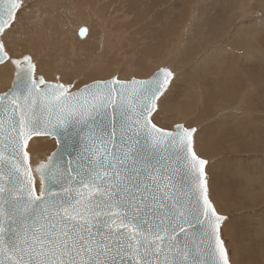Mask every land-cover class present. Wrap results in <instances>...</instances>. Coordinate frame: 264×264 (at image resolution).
Returning a JSON list of instances; mask_svg holds the SVG:
<instances>
[{"label":"snow or ice","instance_id":"6c2138e0","mask_svg":"<svg viewBox=\"0 0 264 264\" xmlns=\"http://www.w3.org/2000/svg\"><path fill=\"white\" fill-rule=\"evenodd\" d=\"M27 7L0 0V264H230L198 129L156 122L174 73L83 86L7 43ZM86 32L81 29V34ZM57 148L33 163V146Z\"/></svg>","mask_w":264,"mask_h":264},{"label":"rangeland","instance_id":"374dc122","mask_svg":"<svg viewBox=\"0 0 264 264\" xmlns=\"http://www.w3.org/2000/svg\"><path fill=\"white\" fill-rule=\"evenodd\" d=\"M35 1L27 0L26 5L30 17L43 15H37L44 37L34 41L36 50L31 41L38 29L19 30L34 16L19 22L8 40L16 41L15 33L23 36L17 47L9 46L11 53H29L46 80L55 81L59 61L74 56L77 63L64 75L60 70L59 81L81 86L111 78L110 67H120L114 76L122 80L146 78L144 65L149 73L164 65L170 68L173 82L161 98L156 122L198 129L197 152L209 161L210 199L227 216L222 234L229 258L235 264H264V0ZM77 24L100 30L102 43L79 44L76 37L84 42L86 32L83 37L72 33L69 40L51 38L69 33ZM59 42L64 55L56 54L49 64L52 50L63 47ZM101 64L109 69L89 71ZM7 78L0 75V92L8 89ZM39 145L51 152L56 142Z\"/></svg>","mask_w":264,"mask_h":264},{"label":"bare ground","instance_id":"6f19581e","mask_svg":"<svg viewBox=\"0 0 264 264\" xmlns=\"http://www.w3.org/2000/svg\"><path fill=\"white\" fill-rule=\"evenodd\" d=\"M28 1H30V0H28ZM38 3H40L38 0H36ZM35 1V2H36ZM40 1H42V0H40ZM24 2H25V4L27 3V0H24ZM43 3H45V2H43ZM31 4H33V3H31ZM36 4V3H35ZM42 4V3H41ZM28 5V4H27ZM38 5V4H37ZM40 5V4H39ZM44 5V4H43ZM46 5V4H45ZM44 5V6H45ZM34 4H33V8H32V10L34 11ZM29 7V6H28ZM27 7V9H29ZM38 7V6H37ZM39 7H41V6H39ZM46 7V6H45ZM26 8V7H25ZM23 9V11H22V13H25L27 16L25 17L23 14H19L20 15V22H24V20L25 19H27L28 17H30L29 15H28V13L31 11L30 9H29V11H25V10H27V9ZM31 8V7H30ZM42 8V7H41ZM44 8V7H43ZM36 10H40V9H37L36 8ZM32 11V12H33ZM43 11H45V10H43ZM42 11V12H43ZM36 11H34V13H35ZM39 12V11H38ZM37 13V12H36ZM41 13V12H40ZM39 13V14H40ZM45 13V12H44ZM30 14V13H29ZM32 14V13H31ZM39 14L37 13L36 15H34V14H32V16L31 17H35L34 19H36L37 18V21H35L33 18H32V20L33 21H31L28 25L25 23L22 27H21V29H19L20 31H21V33H25L26 31H33V29H35V28H37L38 27V25L39 24H41V21H38L39 19H38V16H39ZM38 15V16H37ZM40 15H42V14H40ZM43 16V15H42ZM31 17H30V20H31ZM43 19V18H42ZM41 19V20H42ZM44 20V19H43ZM28 20H26V22H27ZM29 22V21H28ZM30 27H33V28H30ZM81 26H80V24H77V25H75V26H73V30H71V32H70V30H69V33H66V32H64V33H62V35L61 34H54L51 38L53 39V41H56V39L57 38H66V37H68V40H69V36H73V34L72 33H75L76 35H77V30L80 28ZM16 29V28H15ZM14 29V30H15ZM38 29V28H37ZM16 31V30H15ZM14 32V31H13ZM12 32V33H13ZM35 32V31H34ZM20 34H16L15 33V37H17L18 39L16 40V41H14V42H12V41H10V40H8L7 42H9V46L12 48V47H17V45H18V43H19V38H22L23 36H19ZM44 37V35H43V33H42V29L41 28H39L36 32H35V36L34 37H32V43H34V41L37 39V38H39V37ZM50 37V36H49ZM49 37H48V40H50L49 39ZM72 38V37H71ZM71 38H70V41H73V40H71ZM77 38V42L79 43V44H86L88 41H95L97 44L98 43H102V35H101V32H100V30H97V31H88V30H86V36L84 37V42H80L79 41V38L78 37H76ZM40 39V38H39ZM45 39H47V38H45ZM61 39V40H62ZM247 39V37L245 36V35H243L242 37H241V40L242 41H244V40H246ZM41 40H43L42 38H41ZM51 41V40H50ZM65 41H67V40H65ZM31 42L29 43V44H31ZM51 43V42H50ZM57 43V42H56ZM60 43V42H59ZM62 43H65L64 41L62 42ZM62 43H60V44H62ZM44 44H45V42L43 43V45H42V48H45V46H44ZM55 44V43H54ZM59 44V45H60ZM46 45V44H45ZM70 45V44H69ZM48 46V45H47ZM49 46H50V44H49ZM58 46V45H57ZM62 46H63V44H62ZM66 46V45H65ZM72 46V45H71ZM30 47H31V45H30ZM53 47V46H52ZM54 47H56V46H54ZM59 47H61V46H59ZM36 48H37V42H35L34 43V51L36 50ZM56 48H58V47H56ZM72 48V47H71ZM70 48V49H71ZM39 49H41V48H39ZM50 50H51V48H49ZM53 49V48H52ZM64 46L63 47H61V48H59L58 50H52V53H51V56H49V58H48V61H49V64H50V62H51V60H54L55 61V59H56V57H55V55L56 54H61V55H64ZM49 50V51H50ZM15 51V50H14ZM43 51V50H42ZM70 51V50H69ZM71 51H72V49H71ZM55 53V54H54ZM11 55H13V56H21L22 54H17V53H15V52H12V53H10ZM27 54H29V53H27ZM44 55H45V53H44ZM73 55V54H72ZM81 55V54H80ZM84 54H82L81 56H83ZM39 57H41V56H39ZM71 57V56H70ZM85 57V56H84ZM64 59H65V57H64ZM140 59H142V58H140ZM35 60V59H34ZM38 60V59H37ZM62 60V59H61ZM59 61V65H60V70H61V74L62 75H64V73H66L67 71H68V67L70 66V64L72 65L73 63H77V58L74 56V57H72L71 59H68V61ZM98 60V59H97ZM47 64V63H46ZM1 66H0V75H3V76H8V78H7V88H9L10 87V85H11V82H12V79H13V76H14V72H15V67L13 66V64H11V63H7V64H0ZM85 66V65H84ZM86 66H87V63H86ZM73 67V66H72ZM71 67V68H72ZM89 67V66H88ZM87 67V68H88ZM87 68H85V69H87ZM76 69V68H75ZM109 69V66H107L106 64H101L99 67H98V69L97 68H90L89 67V71L92 73V71H99V72H105V71H107ZM110 71H112L114 74H112V76H114L115 75V73H117V71H118V73L120 72V67L118 68V70H115L114 68H111L110 67ZM59 70V69H58ZM59 70V71H60ZM72 70V69H71ZM70 70V71H71ZM59 71H57V72H55L54 73V76L56 77V78H60V77H62L61 76V74H60V72ZM142 71H144L145 72V74L147 75V77L149 76V75H151L152 73H149V67L147 66V65H144L143 67H142ZM74 73V72H73ZM63 78V77H62ZM1 83V82H0ZM54 139H49V138H42L39 142H44V143H47V144H49V143H55L54 141H53ZM48 155H50V152L49 151H47L46 150V147L45 146H40L39 145V143H38V146H33V163H35L37 160H39V159H43V158H46ZM209 196H210V194H209ZM213 201V200H212ZM214 205H215V203H214ZM216 206V208H217V210H218V212L221 214V208L220 207H218L217 205H215ZM222 236H223V234H222ZM224 238V237H223ZM228 243H227V248H228ZM229 251V250H228ZM230 256V255H229ZM229 259H231V257L229 258ZM230 262H232L231 264H235L234 262H233V259H231V261Z\"/></svg>","mask_w":264,"mask_h":264},{"label":"water","instance_id":"95a60500","mask_svg":"<svg viewBox=\"0 0 264 264\" xmlns=\"http://www.w3.org/2000/svg\"><path fill=\"white\" fill-rule=\"evenodd\" d=\"M84 27V26H83ZM81 29H84V28H79L78 30H77V34H78V36L79 37H83L84 36V34L82 35L81 34ZM22 55H29V54H22ZM15 58V57H14ZM35 63V62H34ZM14 66V65H13ZM15 67V66H14ZM164 67H167V66H160V67H158L151 75H149L148 77H146V78H136V77H130L129 79H127V80H130V79H132V78H136V79H147V78H150L154 73H156L160 68H164ZM167 68H169V67H167ZM170 69V68H169ZM15 72H16V68H15ZM15 72H14V76H13V79H12V82H11V85H10V87L7 89V90H5V91H8L12 86H13V82H14V79H15ZM38 75H41V74H39L38 73ZM107 79H110V78H107ZM107 79H102V80H107ZM48 81H50V80H48ZM50 82H53V83H55V82H57V79L55 80V81H50ZM61 82V81H60ZM92 81H90L89 83H91ZM83 85H81V87H82ZM5 91H2V92H0V93H3V92H5ZM174 125V124H173ZM172 125V126H173ZM54 138V140H55V142H56V138L55 137H53ZM56 148H57V144H56V146H55V148L50 152V154L52 153V152H54V151H56ZM223 216H225L226 218H227V216L226 215H223ZM222 239L225 241V239L223 238V236H222ZM225 247H226V249H227V246H226V241H225ZM228 250V249H227ZM228 254H229V251H228ZM230 264H231V262H230Z\"/></svg>","mask_w":264,"mask_h":264}]
</instances>
